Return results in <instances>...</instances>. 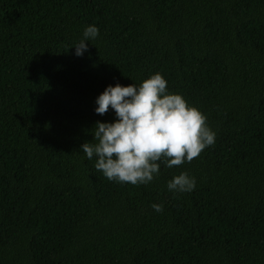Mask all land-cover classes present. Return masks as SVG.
<instances>
[{
	"label": "trees",
	"instance_id": "trees-1",
	"mask_svg": "<svg viewBox=\"0 0 264 264\" xmlns=\"http://www.w3.org/2000/svg\"><path fill=\"white\" fill-rule=\"evenodd\" d=\"M155 72L215 142L109 181L80 151L115 118L95 97ZM0 264H264V0H0Z\"/></svg>",
	"mask_w": 264,
	"mask_h": 264
},
{
	"label": "clouds",
	"instance_id": "clouds-1",
	"mask_svg": "<svg viewBox=\"0 0 264 264\" xmlns=\"http://www.w3.org/2000/svg\"><path fill=\"white\" fill-rule=\"evenodd\" d=\"M94 24L84 27L74 42V55H83L98 36ZM111 108L114 119L97 120L91 129L92 140L80 145L88 159L95 155L94 168L109 181L147 184L159 174L160 163L171 168L190 162L215 142V132L205 115L187 103L179 93L167 89V81L155 72L141 82L108 84L95 97L94 112L103 115ZM195 178L180 171L166 181L172 193L190 192ZM155 212L162 204L152 203Z\"/></svg>",
	"mask_w": 264,
	"mask_h": 264
}]
</instances>
